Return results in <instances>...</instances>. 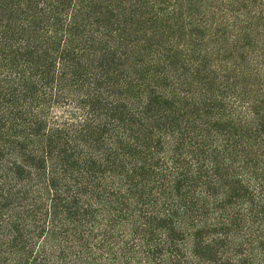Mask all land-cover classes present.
<instances>
[{"label":"trees","instance_id":"obj_1","mask_svg":"<svg viewBox=\"0 0 264 264\" xmlns=\"http://www.w3.org/2000/svg\"><path fill=\"white\" fill-rule=\"evenodd\" d=\"M0 264H264V0H0Z\"/></svg>","mask_w":264,"mask_h":264}]
</instances>
